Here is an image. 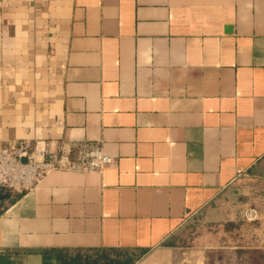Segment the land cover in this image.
Returning a JSON list of instances; mask_svg holds the SVG:
<instances>
[{
	"label": "crops",
	"instance_id": "crops-1",
	"mask_svg": "<svg viewBox=\"0 0 264 264\" xmlns=\"http://www.w3.org/2000/svg\"><path fill=\"white\" fill-rule=\"evenodd\" d=\"M21 139L112 162L0 190V264L222 261L206 225L264 164V0H0V148Z\"/></svg>",
	"mask_w": 264,
	"mask_h": 264
},
{
	"label": "built area",
	"instance_id": "built-area-1",
	"mask_svg": "<svg viewBox=\"0 0 264 264\" xmlns=\"http://www.w3.org/2000/svg\"><path fill=\"white\" fill-rule=\"evenodd\" d=\"M111 162L112 158L96 144H80L73 158L66 146L48 151L21 139L0 148V190L19 194L37 186L53 170L99 172ZM244 216L246 220L253 221L257 212L247 208Z\"/></svg>",
	"mask_w": 264,
	"mask_h": 264
},
{
	"label": "rangeland",
	"instance_id": "rangeland-1",
	"mask_svg": "<svg viewBox=\"0 0 264 264\" xmlns=\"http://www.w3.org/2000/svg\"><path fill=\"white\" fill-rule=\"evenodd\" d=\"M228 203L232 210L215 234L224 258L222 261L214 259L210 264H264V164L239 182L238 190L234 196L230 194ZM247 208L256 210L255 220H246ZM192 245L194 241L187 246ZM217 251H211L213 257Z\"/></svg>",
	"mask_w": 264,
	"mask_h": 264
},
{
	"label": "trees",
	"instance_id": "trees-1",
	"mask_svg": "<svg viewBox=\"0 0 264 264\" xmlns=\"http://www.w3.org/2000/svg\"><path fill=\"white\" fill-rule=\"evenodd\" d=\"M220 225H222V223L206 225V229L216 234ZM224 225L223 229L226 227H224ZM197 235L198 228L193 227L188 238V243L185 245L191 244ZM143 253L144 251L141 250L115 249L79 250L70 253L59 252L57 254V264H133Z\"/></svg>",
	"mask_w": 264,
	"mask_h": 264
},
{
	"label": "water",
	"instance_id": "water-1",
	"mask_svg": "<svg viewBox=\"0 0 264 264\" xmlns=\"http://www.w3.org/2000/svg\"><path fill=\"white\" fill-rule=\"evenodd\" d=\"M3 197H4V195H1V196H0V198H3Z\"/></svg>",
	"mask_w": 264,
	"mask_h": 264
}]
</instances>
